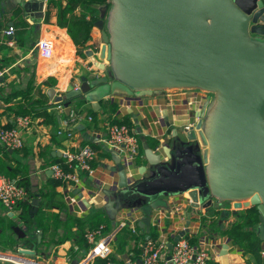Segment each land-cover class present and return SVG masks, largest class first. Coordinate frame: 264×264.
<instances>
[{
    "label": "water",
    "instance_id": "95a60500",
    "mask_svg": "<svg viewBox=\"0 0 264 264\" xmlns=\"http://www.w3.org/2000/svg\"><path fill=\"white\" fill-rule=\"evenodd\" d=\"M109 3L94 24L103 34L102 56L106 62L94 57L92 50L85 54L94 58L100 71L111 73L113 85L105 95L98 92L100 82L93 85L86 78L79 89L70 87L64 96L50 89L47 94L55 104L63 103L70 115L71 103L77 99L98 107L99 103L93 101L100 100L96 95L113 102L121 98L122 105L126 98L133 97L138 103L168 92H199L207 98L191 131L185 130L179 117L171 120L162 113L164 121L157 124L163 134L158 141L163 144L164 134L174 127L171 143L155 150L145 145L147 164L141 169L135 163L126 166L118 156L115 168L107 169L106 182L98 185L106 198V215L113 222L124 211L134 219L141 216L138 226L148 239L153 217L146 208L156 210L159 199L189 194L190 206L199 215L228 204L234 208L233 214L257 207L255 232L264 244V0ZM5 7L6 1L0 0V18ZM8 8L11 12L20 8L24 19L40 25L46 18L47 0H12ZM31 61L36 65L35 58ZM141 108L155 125L154 119L161 117L158 108L148 110L145 103ZM79 198L88 207L82 193ZM39 205L36 197L32 216ZM9 216L17 220L14 212ZM187 232L181 231L168 243L169 251ZM32 239L40 242L42 233ZM223 250L226 255L229 246L223 245ZM19 252L10 254V259L36 256L28 247Z\"/></svg>",
    "mask_w": 264,
    "mask_h": 264
},
{
    "label": "crops",
    "instance_id": "0c3cea01",
    "mask_svg": "<svg viewBox=\"0 0 264 264\" xmlns=\"http://www.w3.org/2000/svg\"><path fill=\"white\" fill-rule=\"evenodd\" d=\"M5 1V12L1 18H5L9 27V23L12 22V12L8 8V3L12 0ZM104 9L105 7L101 12ZM25 23L27 29L33 24L28 18ZM14 26L17 27V33H19L20 31H18V28L21 30L22 27L15 24ZM37 28L38 40L43 38L47 33L55 35L57 50L55 59L52 62V69L33 65L31 61L33 58L28 57L27 52L23 54L26 46H19L18 44H16V47L9 46V50L0 52V66L3 64V61H9V59L17 55H20V57L16 62L0 67L8 70L7 74L2 79L0 91L3 90L5 95L26 91L34 76V90L32 92L34 100L43 101L48 107L46 110H43L40 104L36 105V116L34 120H32L31 128L24 132L23 135L25 142L24 148L16 151L9 149V154L12 159L11 168L13 170L17 167L19 168L18 170L20 172H17V179L20 182H24L26 186L34 191L45 190L58 193L66 202L68 208L59 210L53 207L52 210V213L60 215L59 221L62 224H60V228L57 232L56 228H52L54 230H51V233L48 234V238L58 241L57 236H66V224L69 223L72 215L75 216L78 221L75 220V224L71 225V232L75 233L85 226V217L98 210L101 205L103 206L106 200L101 190L98 189V185L106 182V176L108 175L107 169L115 168V161L118 156L120 155L122 157L119 151L107 149L103 144V140L107 135V123H111L116 119L129 120L133 124L132 129L139 137L143 149L146 145L148 148L155 150L154 144L157 145L158 143L159 147L166 145V143L168 145L171 143L172 130L174 129V127H172L164 134L163 144H160L158 137H162L163 132L159 130L160 124H157V122L159 121V123H162L164 121L162 113L171 120L179 117L187 126L196 121V114L198 113L200 105H194L192 107L187 106V98L192 93L168 92L160 97L143 98L138 101L139 104L133 97L126 98L124 105L119 103L121 98H115V102L111 101V98H105L93 100L99 103L98 107H93V102L77 99L71 103V114L67 115L66 110H64L62 114L59 106H55V103L49 96L47 97V93L48 90L55 89L58 95L64 96L70 87L74 88L76 85L80 87L83 80L77 76V64H84L85 68L90 72L96 71V74L92 75L96 76V78L106 77L107 75L105 72L93 68L87 59L88 56L85 58L79 56V48L75 45L67 30L58 26L56 15L51 17L50 22L44 20ZM5 29L7 28L3 30ZM2 31L0 32V36ZM102 38V32L94 27L92 40L89 43L90 49L84 52L88 50L94 51L99 61L101 60L103 62L105 59H103L102 56V47L104 44ZM34 44H32V46ZM28 67L31 68L30 76L26 71ZM49 79L56 80V84L54 86L49 85ZM45 94L46 96L44 97ZM80 103H83L82 108H79ZM143 103L146 104L148 110H151V108H158V113H161L159 119H154L155 125H153L150 118L143 112L141 108ZM2 105L4 104L0 105V127H5L8 123H14L15 121L8 117V113L5 112ZM131 109H135L138 112L129 113ZM151 114L154 116V111ZM89 117H92V120H89ZM73 118H77V120L72 122ZM154 127L158 129L156 130ZM67 129L70 131L67 132ZM59 132L61 133L59 134ZM85 145H91L98 150V157L93 164L95 169L94 176L83 173L82 176H80L81 182L76 187L70 184H63L57 188L51 186L50 182L56 179L51 168L57 162L53 160L57 158L63 161L64 152L69 150L77 151ZM3 155L4 153L0 152V158H2ZM144 159L146 160L145 152ZM146 164L145 162V164L136 166L141 169V167ZM116 185L118 184L112 185V189H115ZM79 193H82L84 199L88 201V207L82 204ZM73 198L75 202L72 201ZM39 200L41 205L42 199L39 198ZM167 200V208L159 209L158 214L153 217L152 227L155 226L156 220L159 219L160 216L162 217V224L158 227L159 237H165L166 235L171 241L177 233L187 227L189 231L187 235L196 238V247H204L212 251L214 260L210 261L209 264H247L243 257L242 250L238 247H234L233 239L228 235V229L237 220L235 214L232 213L234 208L231 205L223 208L215 207L199 215L190 206L191 196L189 194L181 197L168 198ZM61 203L63 202L60 199L55 200L52 204L56 206ZM217 211H220V216H216ZM5 213L9 212L0 204V215L3 216ZM125 213V211L121 213V216H126ZM138 217L141 218V216ZM215 218L218 220V224L215 225L217 230H211L212 220ZM183 219H185V221H183ZM189 220L190 225H188ZM121 222H128V220L126 218H119L118 221L113 224L114 228H117ZM253 230L255 232L254 228ZM39 232L41 231L37 233L39 234ZM56 233L58 234L56 235ZM115 241H117V238H115ZM225 244L229 246L226 255L224 254L225 250H223V245ZM129 246V248L126 247L125 251L118 255L120 261L117 262V264H124V261L129 256L139 257L140 252L137 253L138 251H141L142 254L141 249L143 244H139L138 247H135L134 243L130 242ZM133 248H135L136 253L131 250ZM1 249L5 250L3 247ZM88 251L82 239L78 241L68 239L55 246L49 255L38 258L46 264H77L85 258Z\"/></svg>",
    "mask_w": 264,
    "mask_h": 264
},
{
    "label": "trees",
    "instance_id": "16d2710c",
    "mask_svg": "<svg viewBox=\"0 0 264 264\" xmlns=\"http://www.w3.org/2000/svg\"><path fill=\"white\" fill-rule=\"evenodd\" d=\"M109 1L110 0H48L45 21L50 22L51 17L53 15H56L58 26L67 30L69 36L74 41L75 45L79 48V56L83 58L86 56L84 51L90 49L89 43L92 40L94 24L100 18L101 10L107 5H110ZM11 21L14 22L15 25L22 27L18 34L21 35L26 32L27 25L23 18V12L20 8H17L12 12ZM7 24L8 22L5 21L4 17L0 18V32L4 28H8ZM16 44H18L19 46H25V40L18 36ZM9 49L10 47L8 45L2 44L0 46V52ZM18 58V56H15L9 59V61H3V64L1 66L7 65L9 63H14L16 62V60H18ZM33 83L34 76L26 91L12 93L11 95H5L3 93V90L0 91V105L4 104L2 105V107H4L5 112L8 113V117L12 118V120L16 121L18 117L24 116H30L32 120H34L36 116L37 104H40L43 110H46L48 108L43 101L34 100V95L32 93L34 90ZM48 84L54 86L56 84V80L49 79ZM45 96L46 94L44 95V97ZM54 105L63 106V103H57ZM82 106L83 103H80L79 108H82ZM112 123L121 125L125 124L130 128H133L132 122L126 119H116ZM14 124L15 122H10L7 126H5V128H12L14 127ZM153 146L156 149L158 147V143L157 145L154 144ZM0 152L4 153L3 157L0 158V174L6 175L8 178L16 181L20 186L26 188L30 192L31 200L30 202L19 204L18 207L14 210L16 216L18 217L16 221L13 217L9 216V213H5L3 216L0 215V239L4 236H8L7 242L9 243L1 241L2 243H4L3 248L6 251L17 253L21 248L33 246L35 255L37 257L43 258V256L49 255L52 249L55 248V246L61 244L62 242H65L68 239H74V241L82 239L89 250V245L87 244L84 237L87 230L96 229L100 225L106 226L107 233H111L116 229L113 226V224H115L116 222H113L108 218L103 209V206L101 205L98 210L90 213L85 217L86 223L84 227L80 228L75 233H72L71 225H74L76 220V217L72 215L71 220L66 224V236H57L58 241L50 240L48 238V234L51 233V230H54L55 228L57 232L60 228V224H62L59 221L60 215H58L57 213H52L53 207H56L59 210H63L65 208H68L66 202L58 193L48 192L45 190L34 191L31 190L30 187L26 186L24 182H20L17 179V172H20L18 170L19 168L17 167L15 168V170L11 168L12 159L9 154V149H4L2 146H0ZM144 152L145 151L141 145V141L139 140V154L134 162L136 165L145 164L146 160L144 159ZM53 161L57 162L56 164L62 163V160L57 158ZM50 184L51 186L57 188L58 186H62L66 183L55 179L54 181H51ZM36 197L42 199V204L39 205L38 212L34 216H32V201ZM60 199L63 203L57 204L56 206L52 204L55 200ZM216 216H220V211L216 212ZM235 216L237 220L228 229V235L233 239L234 247H238L240 248V250H242L243 257L245 258L247 264H264V260L261 258L260 254L262 249V242L256 235V232H254L253 230V228L255 229L257 224L259 223V211L257 207H251L249 209L238 211ZM216 224H218V220H216L215 218L212 220V225L210 227L211 230L216 229ZM38 231L42 232V240L40 242L38 241V239H32V236H36L38 234ZM144 232L145 231L139 226H137L136 233L130 227L119 231L115 236V238H117V241H115L114 239L112 242L114 253L111 255L109 260L116 263L119 262L120 260L118 258V255L124 252L126 247H130V242L134 243L135 247H138L139 244L145 243L147 234ZM57 234L58 233H56V235ZM158 237V226L155 225L154 227H151L150 238L157 239ZM186 237L188 241L193 246H195L197 242L196 238L189 235H187ZM131 250L133 252L136 251L135 248ZM139 252L141 254V251H138L137 253ZM106 263L107 260L98 259L95 264ZM0 264L11 263L4 262Z\"/></svg>",
    "mask_w": 264,
    "mask_h": 264
},
{
    "label": "built area",
    "instance_id": "2783aa9c",
    "mask_svg": "<svg viewBox=\"0 0 264 264\" xmlns=\"http://www.w3.org/2000/svg\"><path fill=\"white\" fill-rule=\"evenodd\" d=\"M16 34L17 27L14 25L3 30L1 34L2 39H0V46L4 44L10 47H16V42L14 40ZM56 50L57 42L55 35L47 33L32 46L27 54L28 57L37 60V66L52 69L51 66L56 56ZM94 57H96L95 53ZM87 59L93 68L99 70L94 63V58L92 56L87 57ZM7 72L8 70L0 68V90L2 87V79ZM79 88L80 87L77 85L74 87V89ZM191 93L192 94L187 98L188 107L202 105L207 98V94H201L199 92ZM59 109L63 114V111L65 110L64 106L60 105ZM88 119L92 120V117H89ZM76 120L77 118H73L72 122H75ZM198 120L199 117L196 118V121ZM194 123L195 122L187 125L185 130L191 131L194 128ZM31 124L32 118L30 116H24L18 117L12 128L0 127V145L4 149H23L25 145L23 135L24 132L31 128ZM66 131L69 132L70 130L67 129ZM60 133L61 132H59V134ZM103 144L107 149L119 151L126 166L134 163L139 154V138L133 129L125 124L107 123V135L103 140ZM97 157L98 150L91 145H85L77 151L69 150L64 152L62 163L53 165L51 169L57 180L76 187L80 184V176H82L83 173L88 174L89 176H94L95 169L93 164ZM30 201V192L26 188L20 186L16 181L7 176L0 174V204L7 212H14L19 204ZM72 201L75 202V199L73 198ZM121 215L122 214H120L119 218H126L128 222H121L111 233L106 232L105 225H100L96 229H89L86 231L84 237L89 245V251L85 258L77 264H95L98 259L107 260L106 264H117L116 262L109 260L113 254L112 242L115 239L116 234L128 226H130V228L136 233L140 219L132 218V215L128 212L125 213L126 216L124 217ZM161 218L162 217L160 216L159 219L156 220L155 225L158 227L162 224ZM183 221H185V219H183ZM185 230L188 231V228L185 227L182 231ZM179 233H177V235ZM187 233L180 238L179 242L175 243L172 251H169L168 249V243L170 240L166 235L165 237L162 236L157 239L146 238L145 243H143L141 256L139 258L129 256L124 261V264H209L210 261L214 260L213 255L208 252L207 248L193 246L186 237ZM9 254L20 255V252L12 253L0 248V263L46 264L37 256L21 255L22 258L20 257L17 260H11ZM260 254L261 258L264 260V244L262 245ZM169 256L171 257L170 260L168 259Z\"/></svg>",
    "mask_w": 264,
    "mask_h": 264
},
{
    "label": "rangeland",
    "instance_id": "374dc122",
    "mask_svg": "<svg viewBox=\"0 0 264 264\" xmlns=\"http://www.w3.org/2000/svg\"><path fill=\"white\" fill-rule=\"evenodd\" d=\"M37 26L38 25L31 24V27L29 26V28L26 30L25 33H23L21 35L17 33L15 35V37H14L15 42H16V40H18V36L21 37V38H23L25 40V46L26 47H25V51H24L23 54H25L26 52L28 53L29 49L32 48V44L38 41V32H37L38 28H37ZM18 31H20L19 28H18ZM17 56L20 57V55H17ZM85 57H83V58H85ZM103 62H106V61H103ZM26 71H27V73L30 76V74H31V68L30 67L26 68ZM76 72L78 73L77 76H79L82 80L85 79V78L86 79H89V81L93 85L94 84H97L98 82H100L99 88H97V89H98V92H100L103 95H105L107 93V91L109 90V88L111 87V85H113V83H114V81L112 80V77H111V73L109 71H106L105 72L106 75H107V77H105L104 79L101 77V78H98V79L95 80L96 76H92V75L96 74V71H91L90 72L87 68H85V65L82 64V63L81 64H77ZM116 90H119V88H116ZM96 98L102 99L103 97H100L99 95H96ZM208 109L209 108H207L205 110V113L207 112ZM156 204L159 207L156 210L146 208V212L151 217H155V215L158 214L159 209L167 208V206H168V200L167 199H159L156 202ZM229 205L230 204H228V207H229ZM1 241L7 242L8 241V236H4L3 238L0 239V247L2 248V247H4V243H2ZM7 243H9V242H7ZM28 248L29 249H33L34 247L33 246H30ZM207 250H208L209 253L212 254V251L210 249L207 248Z\"/></svg>",
    "mask_w": 264,
    "mask_h": 264
},
{
    "label": "flooded vegetation",
    "instance_id": "af4514ba",
    "mask_svg": "<svg viewBox=\"0 0 264 264\" xmlns=\"http://www.w3.org/2000/svg\"><path fill=\"white\" fill-rule=\"evenodd\" d=\"M29 19V18H28ZM27 19L25 18V21H26Z\"/></svg>",
    "mask_w": 264,
    "mask_h": 264
}]
</instances>
